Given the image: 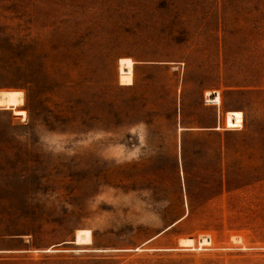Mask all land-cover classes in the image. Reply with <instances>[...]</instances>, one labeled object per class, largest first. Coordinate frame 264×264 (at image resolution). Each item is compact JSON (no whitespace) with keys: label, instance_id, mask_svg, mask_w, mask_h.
I'll return each instance as SVG.
<instances>
[{"label":"rangeland","instance_id":"rangeland-1","mask_svg":"<svg viewBox=\"0 0 264 264\" xmlns=\"http://www.w3.org/2000/svg\"><path fill=\"white\" fill-rule=\"evenodd\" d=\"M0 264H264V0H0Z\"/></svg>","mask_w":264,"mask_h":264},{"label":"bare ground","instance_id":"bare-ground-1","mask_svg":"<svg viewBox=\"0 0 264 264\" xmlns=\"http://www.w3.org/2000/svg\"><path fill=\"white\" fill-rule=\"evenodd\" d=\"M134 61L131 58H121L119 60V80L121 85H132L134 83ZM184 245H193L194 240L185 238L181 240ZM210 241L206 237L201 239L200 245L209 244Z\"/></svg>","mask_w":264,"mask_h":264}]
</instances>
